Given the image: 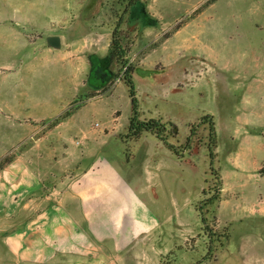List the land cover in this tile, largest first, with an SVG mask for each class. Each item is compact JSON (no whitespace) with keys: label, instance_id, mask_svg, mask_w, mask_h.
Segmentation results:
<instances>
[{"label":"rangeland","instance_id":"374dc122","mask_svg":"<svg viewBox=\"0 0 264 264\" xmlns=\"http://www.w3.org/2000/svg\"><path fill=\"white\" fill-rule=\"evenodd\" d=\"M133 1L0 0V168L24 154L49 196L77 178L101 135H131L124 61L135 69L137 120L164 127L161 139L141 135L173 159L139 175L157 215L171 216L158 259L118 264H264V0H136L145 19L130 17ZM114 39L125 54L101 83L90 58ZM120 144L111 138L103 151L140 174L142 154ZM22 221L0 214V264H27L5 242Z\"/></svg>","mask_w":264,"mask_h":264},{"label":"crops","instance_id":"0c3cea01","mask_svg":"<svg viewBox=\"0 0 264 264\" xmlns=\"http://www.w3.org/2000/svg\"><path fill=\"white\" fill-rule=\"evenodd\" d=\"M126 136L101 135L98 150L84 156L77 178L64 189L52 187L49 196L24 154L0 170V214L19 213L23 219L5 236L16 259L27 264H46L60 256L75 264L90 263V259L97 264H118L128 255L132 260L158 259L156 245L165 235L160 227L171 216L157 215L153 206L157 197L139 175L150 178L173 156L152 135H140L137 140ZM111 138L137 147L135 153H141L143 161L140 174L132 173L126 158L103 151ZM124 165L130 170L119 167ZM44 200L48 203L43 207Z\"/></svg>","mask_w":264,"mask_h":264},{"label":"trees","instance_id":"16d2710c","mask_svg":"<svg viewBox=\"0 0 264 264\" xmlns=\"http://www.w3.org/2000/svg\"><path fill=\"white\" fill-rule=\"evenodd\" d=\"M138 4H139V1H136V0L130 4L131 7L132 6L136 7L134 10V15L136 14L135 16H137L139 14L138 13L139 10L137 7ZM142 8L143 7L139 8L141 12H143ZM124 54H125V52L122 50L120 43L114 39L111 42L108 54L106 56H104L103 58L98 59L99 64H100V62L105 63V67H106V70L108 72V75H107L108 78L112 74L109 70L110 66L113 64L119 63L122 60V58L124 57ZM92 57H94V56H92ZM122 67H123V71L125 74L124 83L128 89V96L130 99L131 109H132V116L130 118L129 127H128L129 128L128 131L130 132L131 135H129L128 137L132 138L133 140H137L140 137V135L142 134V132H150L152 134H155V136L157 138L161 139V135H158V133H159L158 131H160V132L164 131V127H160L161 129L159 130V126L156 125V123H154V121H152V120L149 122H140L137 120V103H136L135 96H134V87H133V84L131 81V76L134 73L135 69L130 64H127L124 61L122 63ZM99 73L100 72H98V68H97L95 75L98 76ZM107 76L105 75V77H107ZM205 119H207V117H204L203 120H205ZM209 125H210V129H213L212 121L209 122ZM154 128H155V130H154ZM168 148L171 149V147H168ZM210 155H211V151H210ZM0 169H2V168H0ZM216 200H217V197H213L210 204H212ZM198 211H199V215H200V220L203 223L204 219L201 215V209L199 208Z\"/></svg>","mask_w":264,"mask_h":264},{"label":"water","instance_id":"95a60500","mask_svg":"<svg viewBox=\"0 0 264 264\" xmlns=\"http://www.w3.org/2000/svg\"><path fill=\"white\" fill-rule=\"evenodd\" d=\"M46 44L54 49V50H59L61 47V39L59 36H49L46 38ZM91 61V65H92V71H91V75L93 76V74H95L98 66H99V60L97 57H91L90 58ZM90 75V77H91Z\"/></svg>","mask_w":264,"mask_h":264},{"label":"flooded vegetation","instance_id":"af4514ba","mask_svg":"<svg viewBox=\"0 0 264 264\" xmlns=\"http://www.w3.org/2000/svg\"><path fill=\"white\" fill-rule=\"evenodd\" d=\"M135 8L136 7H134V6H130V11H129V13H130V17L132 18L133 16H135L134 15V10H135ZM139 18L140 19H145V15L143 14V13H140L139 12ZM98 72H100L99 73V75L98 76H96V80L98 81V82H101V83H104L105 81H107L108 80V72H107V70H106V67H105V63L104 62H100V64H99V67H98ZM105 75L107 76V77H105Z\"/></svg>","mask_w":264,"mask_h":264}]
</instances>
